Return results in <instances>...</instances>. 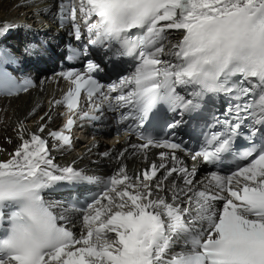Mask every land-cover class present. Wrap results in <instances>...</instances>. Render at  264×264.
I'll return each instance as SVG.
<instances>
[{
	"label": "snow or ice",
	"instance_id": "1",
	"mask_svg": "<svg viewBox=\"0 0 264 264\" xmlns=\"http://www.w3.org/2000/svg\"><path fill=\"white\" fill-rule=\"evenodd\" d=\"M60 8L76 41L85 38L78 15L87 34V46L72 48L69 58H87L91 46L112 52L109 61L137 63L109 84L96 78L104 69L92 59L83 71L58 73L71 87L53 107L63 104L71 114L62 130L48 133L52 148H71L76 116L105 121L113 113L117 143L123 133L140 141L129 145L133 154L168 151L135 176L121 164L102 179L75 161L54 163L44 124L27 132L21 121L20 143L0 161V264H264V0H62ZM10 28L0 25V36ZM170 30L181 32L178 42L168 41ZM13 60L0 49V94L32 86L6 70ZM82 93L90 111H79ZM220 94L228 108L206 125L219 130L203 133L198 148L178 138L206 97ZM229 155L246 163L195 180L196 165L216 166ZM173 174L183 187L169 182ZM84 183L103 185L86 205L46 199L59 186ZM72 213L82 217L78 236L69 226Z\"/></svg>",
	"mask_w": 264,
	"mask_h": 264
},
{
	"label": "bare ground",
	"instance_id": "2",
	"mask_svg": "<svg viewBox=\"0 0 264 264\" xmlns=\"http://www.w3.org/2000/svg\"><path fill=\"white\" fill-rule=\"evenodd\" d=\"M62 0H0V25H11L9 31L0 36V42L5 43L15 55L26 58L20 71L22 79H30L32 86L27 91L12 97H0V161L7 160L9 154L13 153L16 146L20 143L17 136V127L23 121L27 132H36L41 123L45 126V132L42 137H47L49 131L58 121V107H53V101L57 100L60 91L66 86L61 78L58 77L55 63L62 60L63 53L56 52L57 47L63 43L65 35L69 29L65 25H59L55 21L61 13ZM67 2V0H65ZM181 32L170 30L167 33L168 41L176 43L181 39ZM35 37H40L46 43L52 45V55L54 61H50L49 54H42L33 49L37 44ZM58 38L59 43H54ZM54 43V44H53ZM33 44V46H32ZM59 44V45H58ZM29 56V58H27ZM51 117L48 119L45 114ZM41 117H45L41 121ZM27 135V133H26ZM11 140V143H9ZM111 136V132L92 136L87 138L74 151L68 148H52L54 142L50 144V155L54 163L64 166L76 162L75 166L84 170L88 175L98 176L102 179L112 176L121 166H126L127 173L135 176L143 170L151 167L153 163H161L159 153L167 152L166 149H147L145 152L133 154L134 150L129 147L130 144L137 142L131 138L122 135L119 137ZM128 149L121 160L115 157L124 149ZM111 150L110 157H104L102 153ZM184 161L185 165L191 169L194 162L190 157L183 153H177ZM171 167V161L167 162ZM197 182L204 181L208 175V170L201 165H196ZM164 170H161L162 174ZM175 180L183 187V180L173 174L169 182ZM89 186L100 188L103 191L102 184H78V186ZM200 185H198L199 187ZM57 195V194H56ZM54 195L55 197H57ZM170 199V196H169ZM73 232L78 236L82 231V217L80 214H71V224L69 225ZM179 251V249H175Z\"/></svg>",
	"mask_w": 264,
	"mask_h": 264
}]
</instances>
